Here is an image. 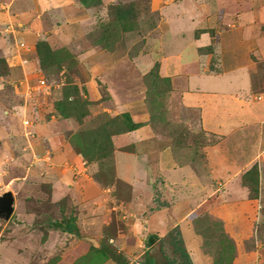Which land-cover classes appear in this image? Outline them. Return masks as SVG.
Wrapping results in <instances>:
<instances>
[{
  "label": "crops",
  "instance_id": "0c3cea01",
  "mask_svg": "<svg viewBox=\"0 0 264 264\" xmlns=\"http://www.w3.org/2000/svg\"><path fill=\"white\" fill-rule=\"evenodd\" d=\"M31 1L34 2V0ZM40 1L43 4V14H53V10L61 11L69 22L65 25L71 29L75 28L72 24L73 18L78 17L75 12L83 13V16L92 13L90 8L88 10L83 6L76 7L74 0ZM180 1L182 0H178L179 3ZM193 1L199 6L195 16L197 20H193L197 23V29L194 27L190 34L188 31L186 34L185 32L181 34L182 36H176L178 37L176 40L181 43L176 44V40L171 41L172 44H176L175 47L166 50L171 43L165 41L163 36L172 26L170 17L178 12L177 10L173 12L172 9L175 5L176 9L179 8V3L166 4L162 9V20L166 24L164 35L156 43L154 50L161 58V75L171 80L172 113H174L173 104L177 102L175 110L181 112V116L195 131H204L210 137H218L216 142L203 145L202 152L205 155L203 164L208 168L206 176L202 178L196 170H200L198 167H204L197 161L199 152L196 153V149L188 148L182 143L174 145V140L169 133L157 132L150 123L151 116L146 103L147 89L144 80V75L150 70V64L140 63L148 55L139 57L136 63H125L127 67L119 64L117 67L112 66L101 70L95 66L96 64H92L93 67H90L92 78L83 86L86 89L85 97L89 101L101 100L94 112L102 111L111 117L128 113L134 123L141 125L134 131L113 136L115 177L118 184L129 187V200L132 206L135 207L140 203L146 207V211L149 207L155 208L147 215L151 230L149 236L161 237L169 228L176 227L183 235L187 246L194 250V253H190L194 256V264H211V258L198 248L196 242L193 243L194 239L202 241L199 239L200 234L194 231L195 223L193 224L190 216L196 212L200 204H209L213 193L221 192L218 204L215 206L210 204V215L222 222L225 233L236 242L239 256L234 262L238 264L237 260L241 259L240 243L252 235L253 225L259 220L256 209L259 200L248 197L249 191L242 185L243 173L253 165H257L260 174V190L264 186V62L261 61V58H264V46L263 39L260 38L262 35L264 37L262 29L264 0ZM4 2L20 6L19 0H0V8ZM60 4L65 9H56L60 8ZM34 7L33 11L36 12L38 7ZM15 8L16 6L13 9ZM71 13L75 15L71 18L73 21L69 17ZM6 15L7 13L0 9V24L6 20L11 23ZM81 21L76 24L78 28L84 27ZM200 27L202 28L199 29ZM252 27L257 29L250 31ZM208 34L210 43L206 45L207 40L203 37ZM210 45L214 47L213 52L200 51L201 48ZM0 48L1 50L7 48L2 37ZM86 56L83 60L84 64L87 59L94 60L96 52H90ZM253 57L257 60H253ZM85 65L84 67L87 66ZM236 75L237 78H235ZM133 78L137 81L130 84ZM229 80L231 85L224 86L223 84ZM100 82L103 83L107 93L105 99L98 89L95 90L97 86H100ZM255 95L261 98L256 100ZM97 97L99 99H95ZM9 107L10 104L5 106V100L0 99V169L4 173L15 169V172L24 174L26 179L30 176L40 181L50 178L53 184L51 199L54 202L61 200L64 192H69L68 194L75 196L79 202L86 197L92 198L90 193L93 191L101 192L102 188L93 178L81 177L66 185L62 176L52 173V167L42 169L41 164H36L35 161L34 164L37 167L29 166L28 163L33 162V158H37L36 155H43L46 153L45 149L49 148L54 152V159L59 163L63 160L64 162H81L82 169L86 171L89 168L84 165L85 162L81 158L74 155L69 142L62 139V134L58 132V125H54V120H39L34 125L37 136L33 142L29 139L27 142L23 141L22 134L16 125L17 119L14 121L5 111L10 110ZM126 146L131 147L127 149ZM124 149L126 151H123ZM20 166H23V169ZM60 166L63 164L58 165L59 169ZM248 166L250 167L247 169ZM2 178L0 175V181L4 179ZM24 181L25 179L23 182L14 184L18 188L34 186V183ZM222 181L223 189L217 184ZM161 184L167 188L164 192L166 196H171L169 192H173L175 198L170 206L157 208L158 202L154 203L155 191H158ZM38 186L41 187L40 184ZM5 192L7 189L3 186L0 195ZM12 194L14 196L12 216L14 217L18 211V203L20 210L22 209L20 199L14 195L16 193L12 191ZM101 194L102 198L107 197L104 192ZM159 200L162 203L164 200L171 203L167 197H159ZM147 245L154 246L155 242L149 241Z\"/></svg>",
  "mask_w": 264,
  "mask_h": 264
},
{
  "label": "rangeland",
  "instance_id": "374dc122",
  "mask_svg": "<svg viewBox=\"0 0 264 264\" xmlns=\"http://www.w3.org/2000/svg\"><path fill=\"white\" fill-rule=\"evenodd\" d=\"M19 1V7L15 3L4 2L0 8L7 13L6 16L11 22L8 23L6 20L0 24V39L2 37L5 47H7L5 50L0 48V99L5 100V106L10 104V110L5 111L14 121L17 119L16 125L22 134L21 138L23 137L22 139L25 142L29 140L33 142L36 138L37 133L34 125L39 120H54V125H58V132L62 134V139L69 142L74 155L81 158L85 162L84 165L89 168L86 171L82 169L81 162H64L63 160L64 163H59L54 159V152L50 151L49 148L45 149L46 153L43 155H36L37 158H33V162L28 163V165L35 167L34 165L39 163L42 169H46L49 166L50 168L52 167V173L62 176V179L66 181V185H68L67 183H72V181L79 180L81 177H85V179L93 178L102 189L101 192L93 191V193H90L93 197L83 198L82 202H79L75 196L68 194L69 192H64L63 198L54 202L51 199V185L53 184L50 178L49 180L44 178V180L40 181V179L30 176L31 178L26 179L27 177H24V174L19 171L18 173L15 172V169L7 170L5 173L0 169V175L4 178L0 181L2 184L0 185V192L3 186L7 191H14L16 193L14 195L20 199L22 209L20 210L18 203V211L14 217L11 215L12 218L10 217L8 220L0 218V264H51L52 261H54L52 264H74L78 258L87 254L92 246L98 247L102 243H108L117 252V255L127 260L128 264H136L137 262L143 264L147 257L152 259L155 264H167V260L174 262V264H183L179 254L174 252V247L169 237L170 232L174 231L176 227L169 228L167 233L161 237L156 235L157 238H153L154 246L151 245L149 247L147 245L151 233L147 215L150 214L151 209L148 206L149 208L146 211V207L140 203L135 205V207L130 204L129 187L121 186L116 182V178L114 179L116 175L115 153L112 158L105 161L89 163L71 145L70 137L75 133L96 128L103 122L102 115L104 112L98 110L94 112L96 105L101 100L91 101V105L87 108L90 116L86 117L81 124L75 118L64 119L58 116L54 108V103L62 98L65 85L68 83L76 84L83 89V84L90 82L92 78V68L90 67H93L92 64H96L95 66H98L101 70L112 66L117 67L119 64L127 67L130 62L136 63L139 57L148 55L149 57L147 56L140 63L146 64L148 62L150 69L155 63H159L160 72L161 58L154 49H156V43L164 35L166 24L162 20V9L166 4L179 3L178 0H101V5L90 8L92 11V13L90 12L91 15L83 16V13L78 12L76 14L75 12L78 17L73 18V21L71 18L74 14H69L70 19L74 22L72 24L75 25L73 29L65 25L69 22L65 19L67 17L61 14V11L53 10V14H43L42 1ZM79 1L74 0L76 7H81ZM111 4L133 5L135 8L133 13L135 14L136 27L133 31L124 33L121 31L115 38L114 49L109 51L99 45V38L102 37L106 25L112 23L114 19L109 13V5ZM15 6L16 8L13 9ZM34 6L38 7H36V12L33 11ZM61 6L60 4V8L56 9H65V7L62 8L63 6ZM197 6L193 0H182L178 5L179 8L176 9V5L173 7L174 10L172 9V11L177 10L178 12L171 15L172 26L169 27L168 32H165L166 34L163 36L165 41H170L171 43L166 50L181 43V41L178 42L176 40L178 38L176 36H182L181 34H184V32L186 34L188 31V34H190L194 27L197 29V23L193 21L197 20V17H195L197 15L196 11L199 9V6L198 9ZM188 8L191 9L189 10ZM81 18L84 21H81ZM80 21L81 23L83 22V28H78L76 25ZM254 29L257 28L252 27L250 31ZM262 29L264 30V25ZM116 30L120 31L117 27ZM253 34L257 35L258 33ZM260 38L263 39L264 46L263 35ZM180 39L182 38L180 37ZM203 39L207 40L206 45L210 43L209 34L205 35ZM39 40L47 41L54 50H69L77 58V64L71 65L70 68L65 65L60 70L52 69L48 72H43L39 66L35 46ZM174 40H176L175 45L171 42ZM22 42L28 45L30 48L29 52L18 47ZM184 42L187 43L185 40ZM93 51L96 52L98 58L94 56V60L87 59L85 61L86 66L83 60L88 53ZM102 51L106 53H101ZM255 58L253 57V60H257ZM261 59L264 62V58ZM2 61L6 62V66ZM238 73L242 74L241 72ZM235 78H237V75ZM39 79H45L48 87L38 88ZM136 81L133 78L129 83L133 84ZM99 84L100 86H97L95 90L98 89V92L105 99L107 93L103 83L100 82ZM223 85H231L230 80ZM85 95L83 98L87 99ZM255 97L256 100L261 98L259 95H255ZM168 104L169 110H166L169 114L166 115V119L169 120L164 124L166 128L160 126L156 131L162 134L172 132L178 137L181 135L182 138H185V146L193 150L196 149V153H200L197 154V161L200 166L204 167H198L200 170H196L203 178L208 172V168L203 164L205 162V155L202 152L203 145L213 143L216 141V137H210L204 131H195L181 116V112L179 113L178 110H175L177 102L173 104L174 113H172L170 107V100ZM178 118L179 120H177ZM25 120L30 122L27 128L23 124ZM30 130L33 132L34 137L29 136L28 132ZM130 147L126 146L127 149ZM123 151H126V149ZM34 161L36 164H34ZM61 164L63 166H60L59 169L58 165ZM249 167L246 168L248 169ZM20 168L23 169V166H20ZM24 179L26 183H34L35 188H33L34 186H23L22 188L15 186L18 182H23ZM38 183L41 187L38 186ZM217 184L222 187L223 181ZM160 186L158 191L154 190V203L159 200V197H167L171 203L167 202V200L163 202H167L169 205L165 207H168L174 203L175 193L168 191L171 196H166L164 192L167 188ZM201 191H203L202 187ZM102 192L107 194V197L102 198L100 196ZM220 193H213L209 200L210 203L200 204L196 212L190 216L193 224L195 223L194 231L197 232L196 229L199 228L203 233V235H199V239L202 242L194 239L193 243L196 242L198 248H201L211 258V264H213L216 257L218 258L219 251L223 248L224 243V238H222L223 224L220 220L210 215L209 209L210 204L214 206L218 204ZM248 197L250 198L249 194ZM257 199L259 203L256 205V209L258 210L259 220L253 225L252 235L250 234L251 236L240 243L241 259L237 260L238 264H264V186L259 191ZM159 203L162 202L159 200ZM67 218L75 219L79 235L64 232L54 226L55 223H64ZM181 237L193 261L194 256L193 254L191 256L190 253H194V250L187 246L182 234ZM234 247L233 264H235L234 261L239 256L235 241ZM102 264L116 263L112 260H107Z\"/></svg>",
  "mask_w": 264,
  "mask_h": 264
},
{
  "label": "trees",
  "instance_id": "16d2710c",
  "mask_svg": "<svg viewBox=\"0 0 264 264\" xmlns=\"http://www.w3.org/2000/svg\"><path fill=\"white\" fill-rule=\"evenodd\" d=\"M79 4L85 8H91L101 5L102 2L101 0H80ZM109 10V13H111L114 19L112 23H108L104 28L103 35L99 38V45L102 48L111 51L114 49L116 42L115 38L121 31L124 33L135 30L136 20L135 14L133 13L135 10L133 5L111 4L109 5ZM116 27L119 28V32L116 30ZM35 46L39 66L43 72H48L52 69L60 70L65 65L70 68L71 65L73 66L77 64V58H75L74 54L67 49L54 50L45 40L37 41ZM213 49V45H210L201 48L200 51L213 52ZM2 62L6 66V62ZM144 80L147 89L146 103L151 116L150 123L154 129L157 130L160 126L165 127L164 124L169 120L166 119V115L169 114L166 109L169 110L168 101L170 100V93L172 90L171 80L170 78L161 75L159 72V63H155L154 66L146 72ZM85 93L86 89H82L76 84L68 83L65 85L62 98L54 103L57 115L64 119L75 118L78 123H83V120L90 116L87 108L91 105V101L83 98ZM102 118L103 122L96 128L77 132L70 137L71 145L78 154L89 163L95 161L102 162L112 158L115 153L113 136L134 131L141 126L140 124L134 123L128 113H123L114 117L104 113ZM169 135L174 140V145L181 143L185 144V138H182L181 135L178 137L172 132L169 133ZM215 137L217 141L218 137ZM115 178L116 177H114V179ZM242 185L247 187L251 199L258 198L260 191V174L257 165H253L242 175ZM157 202V208L168 205L167 202L159 203V200ZM153 210H155V208L151 209V211ZM64 221V223H55L54 226L62 229L64 232L79 235V230L74 218H67ZM196 230L199 234L203 235L199 228ZM169 237L171 239V244L174 247V252L179 254L182 263L194 264L184 246L183 240L181 239V232L178 228L170 232ZM153 238L155 237L150 236L148 243L149 241H152ZM222 238H224V243L221 241V243H223V248L220 249L219 256L218 258L216 257L213 264H233V252L235 251L234 241L225 233V231H223ZM107 260H112L116 264H128L127 260L117 255V252L113 250L108 243H102L98 247L92 246L90 251L84 256L78 258L74 264H102ZM53 262L54 261H52V263ZM143 264L155 263L152 259L147 257ZM167 264H174V262L167 260Z\"/></svg>",
  "mask_w": 264,
  "mask_h": 264
},
{
  "label": "water",
  "instance_id": "95a60500",
  "mask_svg": "<svg viewBox=\"0 0 264 264\" xmlns=\"http://www.w3.org/2000/svg\"><path fill=\"white\" fill-rule=\"evenodd\" d=\"M14 211V196L11 191L0 195V218L8 220Z\"/></svg>",
  "mask_w": 264,
  "mask_h": 264
},
{
  "label": "built area",
  "instance_id": "2783aa9c",
  "mask_svg": "<svg viewBox=\"0 0 264 264\" xmlns=\"http://www.w3.org/2000/svg\"><path fill=\"white\" fill-rule=\"evenodd\" d=\"M12 29H13V28H12ZM18 47H19L20 49H25L26 52H29V51H30V48H29L28 45H26L24 42L20 43V44L18 45ZM37 87H38V88L48 87V83L46 82L45 79H39V80H38ZM23 124H24L25 127L27 128V127L30 125V122H29L28 120H25ZM28 134H29V136L34 137V134H33V132H32L31 130L28 132ZM136 264H140V262H137Z\"/></svg>",
  "mask_w": 264,
  "mask_h": 264
}]
</instances>
